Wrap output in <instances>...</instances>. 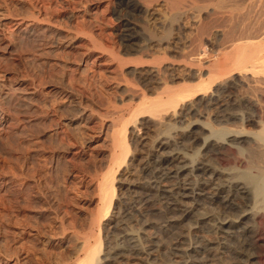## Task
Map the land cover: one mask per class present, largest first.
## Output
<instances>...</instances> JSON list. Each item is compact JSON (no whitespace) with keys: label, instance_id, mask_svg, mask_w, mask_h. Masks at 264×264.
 <instances>
[{"label":"rangeland","instance_id":"obj_1","mask_svg":"<svg viewBox=\"0 0 264 264\" xmlns=\"http://www.w3.org/2000/svg\"><path fill=\"white\" fill-rule=\"evenodd\" d=\"M127 1L139 10L131 13ZM176 1L181 6L172 0H0V113L7 118L0 127V264H78L86 244L101 243L103 254L111 238L125 234L139 237L147 251L104 264H170L178 230H162L166 219L160 210L168 200L162 190H147L152 181L142 167L165 140L170 115L152 122L141 110L166 91L188 89L186 104L199 111L175 124V143L167 151L194 156L195 163L221 172L237 171L236 158L248 165L257 157L249 135L261 126L246 118L253 113L251 100L264 95V0ZM126 22L138 35L130 47L123 41ZM233 44L241 48L233 51ZM245 46L258 61L254 57L248 69L233 72ZM153 65L163 84L150 76ZM215 94L217 102L200 104ZM223 104H231L238 118L215 121ZM133 120L148 126L138 140L131 133ZM190 122L244 130L251 141L238 146L243 152L234 148L233 154L223 150L205 157L203 143L181 139ZM118 137L130 153L125 161L133 156L127 171L118 160ZM226 157L230 163L221 164ZM106 179L115 189L108 209L101 191ZM189 197L184 202L195 205L194 194ZM215 207H199L197 215L218 218ZM187 221L181 227L186 245H200L202 237L216 240L215 230H198Z\"/></svg>","mask_w":264,"mask_h":264},{"label":"bare ground","instance_id":"obj_2","mask_svg":"<svg viewBox=\"0 0 264 264\" xmlns=\"http://www.w3.org/2000/svg\"><path fill=\"white\" fill-rule=\"evenodd\" d=\"M123 1H126V0H122V2ZM172 1H174L173 5L176 6L178 1L176 0H172ZM219 3L220 5L222 4V2H219ZM126 4H127L126 5L127 9L131 13L139 10V7L135 3L127 1ZM175 6H172V7L175 8ZM235 9H236V6H235ZM0 15H2L1 10H0ZM124 28L125 30L123 34V41L126 43V45H129L128 47H130L135 44L138 35L134 33L136 29L134 25H132L130 22H126L124 25ZM233 45H232L233 51L239 50V48H241V45H235V44ZM247 45H250V44L248 43ZM250 46L252 47V45ZM250 46L243 47V49L246 51H244L243 54H239L238 57L235 58L236 60V61L234 60L235 64L234 66L233 65L231 66L232 67L231 70L233 72L236 69L237 70L248 69L246 65L254 60V57L256 56V54L254 53L252 54V52L254 51L251 50L253 48L250 49ZM260 52H261V47H260ZM255 60H256V57H255ZM260 60H262L260 63H262L261 67H263L260 70V72L264 73V57L260 58ZM159 61H157V64ZM211 71L210 73H215ZM148 72L150 76L153 77V79L154 78L158 79L157 80L159 81L158 84H163L162 80H160L159 78V75L161 72H160V68L158 65L150 66L148 68ZM257 79L255 83H260V82L262 83L264 81L263 80V81L258 82ZM254 80L252 81L254 82ZM166 87L167 85L165 86V88ZM169 90H170V87H169ZM166 92H167V95L165 97H163L164 96L163 93L165 92H162L161 93L163 95L162 97L156 98V101H152L150 104L145 105V107L142 109L143 111L141 110L142 113H146L148 115L147 120H150V121L152 120V122H154L153 120L155 119H157V122H158V119H163L167 114L170 115L166 117V118L170 117L169 118L170 120L168 121L169 123H166L165 125H163L166 127L165 128L166 130L165 131L163 130L164 132L162 133L161 136H164L165 140L159 142L154 154H152L151 158H149L147 161L145 160L146 162L143 164L142 167L144 169L143 171H145V175H147L149 177V180L152 181V182H148L147 190H149L148 188L152 190H157V192L159 190L160 191L162 190L164 191L163 193H165L166 199L168 200V203H167L168 207H166L163 210H160V213L162 215L161 218L165 217L166 219V225L163 226L164 229L162 230H165V232L166 231L170 232L172 230L173 231L180 230L179 232L176 231L174 235L175 237L174 243L173 245L171 244L172 246L169 249L170 250L169 251L170 252L169 254L170 264H264V166H260L256 164L258 161L260 164L264 163V95L263 97L255 98L252 100L250 98V100L252 101L253 113L248 118H246V120L258 123L260 124L259 126H261L260 131H258V133L253 134V137L248 134L250 136V138L249 137L248 138L252 139V141L246 138L247 132H244V130L243 131L240 130L241 132L240 131L235 132L226 127L214 128L213 125L211 126L210 123L208 122L202 125L197 122H190L188 129H185L183 131L182 138H181L183 140V143L184 141H189L192 146L199 144V143H203V145L205 146V149H204L205 157L206 156L215 157L219 155L221 151L223 150H226L225 152H227V150H229V152L232 151V154H233L234 148L239 149L238 150L239 152H243L244 149H240V147L238 146L244 142L246 144V142L248 141H251L252 143L251 142L250 143L252 145L253 143L256 145L255 149L257 151V155L256 154L255 155L257 157L255 158L253 157L255 162L254 160L252 161L249 158L250 156H254L252 150L250 149L252 153L250 155V152H249L250 156H248V158L250 159V162L252 161L253 163L251 162V164L246 165L244 161L240 162L241 159L236 158L238 162H236L235 160V162H232V163L235 166L237 164V168H238L237 171L236 169H234V171L233 170L231 171L230 169L229 171H226L224 169V172H221V171L212 169L209 166L207 167L203 166L204 164L202 162L195 163L194 156H190L187 158V157L177 156V154H174L171 151L170 152L167 151L170 148H172V146H174L173 143H175L173 141V137H171V131L175 129V124L180 123V122L183 123V120H185L187 116L191 115V113L193 112H195L194 114H196L199 111L197 108H195V105L186 104L187 102L186 99L189 96L188 94L190 92L188 89H185L180 92H176L174 90L166 91ZM220 93L221 92H219V94ZM216 97H217L216 94L214 96L205 95L204 97L200 99V104H203V106L204 105L210 106L215 101L217 102ZM247 99L248 98H246V100ZM228 104L221 105V109H219L214 114L215 121L222 120L224 122H228L231 119L234 120V118L235 119L238 118V115L232 112L233 107L230 106L231 104L230 105ZM239 115H242V114H239ZM6 122H7V118L5 117L2 111L0 113V127L4 126ZM143 123H141L142 127L139 126L137 121L133 120V122L130 123L131 127L130 126L129 127L131 128V133L135 140H138L141 138L140 136L141 130H142L141 128L144 129V127L145 128L148 127V126H144ZM161 124H164V123H161ZM196 128L201 130L200 134L196 133V130H195ZM203 132L208 133V136L203 138L201 135ZM114 141H116L115 145L119 149H121L120 151L122 152L120 153L119 151L122 157L121 158L119 157L118 160L123 161L124 163L123 165H125L124 170L127 171L133 160L132 158L133 156L132 155H131L132 157L129 156L130 158H128V161L126 162L125 160L127 159V155H130L129 151L127 150V145L123 141V138L120 139V137H118ZM237 154H234V155H237ZM237 157H239V154ZM114 159H115V156H114ZM223 159H225V157H223ZM226 160H227V157H226ZM226 160L225 161L221 160L220 161L221 164L230 163L228 161L229 158L227 160L228 162ZM114 163L116 164V162ZM114 163H111V164H114ZM239 168H241V170ZM110 179H106L101 187L103 201L104 200L107 201V202L105 201L107 204H105L106 206L104 207H107V209L111 206L112 202L114 203V201H112V197L115 195V189L112 184L113 181L111 182ZM171 181H173L174 184L171 183ZM130 185L132 184L130 183ZM143 186H141L140 188L143 189ZM145 187L146 186H144V188ZM190 193L194 194V197L192 199L195 201V205L193 204L189 205L184 202L185 198H190L189 197ZM209 195H211L212 197H209ZM206 205L216 206L219 209V212L221 213L220 217L217 218L214 214L198 216L197 215L198 213L196 212L198 211L197 208L203 207ZM104 207L101 210H104ZM187 220H193L192 222H194L193 224L195 225L194 226L195 229L199 230V228H203V229L205 228V230H207L209 233H211V231L213 232L216 231L215 232L216 240L214 241L207 237L203 238L201 236L202 238H201L200 245H197V246L196 245H186L187 237L184 234V231H183L184 229H182L181 227L184 226L183 224ZM189 223L192 224L191 221ZM161 225H162V222H161ZM112 228L113 230L117 231L119 229V223L114 224ZM200 232H204V231L202 230ZM139 242H140L139 237L132 235V234H125L120 237L111 238V240L108 241L107 246H106V251L103 254H102V249H101L102 248L101 243L92 248L87 247V244H86V248L84 247V250L87 249L85 258L83 260H80L77 263L78 264H104L105 262H111V261H117L119 259H123L125 258L127 253L132 252L136 254L139 252H146L147 250H144L143 248H141ZM223 260H224V263H222Z\"/></svg>","mask_w":264,"mask_h":264}]
</instances>
